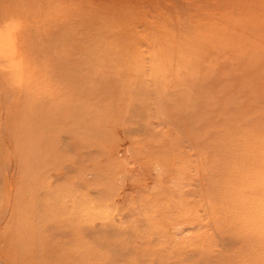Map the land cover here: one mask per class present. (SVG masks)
Instances as JSON below:
<instances>
[{
  "label": "rangeland",
  "instance_id": "374dc122",
  "mask_svg": "<svg viewBox=\"0 0 264 264\" xmlns=\"http://www.w3.org/2000/svg\"><path fill=\"white\" fill-rule=\"evenodd\" d=\"M0 264H264V0H0Z\"/></svg>",
  "mask_w": 264,
  "mask_h": 264
},
{
  "label": "bare ground",
  "instance_id": "6f19581e",
  "mask_svg": "<svg viewBox=\"0 0 264 264\" xmlns=\"http://www.w3.org/2000/svg\"><path fill=\"white\" fill-rule=\"evenodd\" d=\"M14 253H15V251H14ZM20 255V254H19ZM21 255H23L22 253H21Z\"/></svg>",
  "mask_w": 264,
  "mask_h": 264
}]
</instances>
